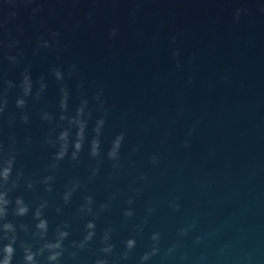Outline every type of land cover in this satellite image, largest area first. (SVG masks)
Listing matches in <instances>:
<instances>
[{
  "label": "water",
  "instance_id": "1",
  "mask_svg": "<svg viewBox=\"0 0 264 264\" xmlns=\"http://www.w3.org/2000/svg\"><path fill=\"white\" fill-rule=\"evenodd\" d=\"M45 40L52 46L44 48ZM25 70L32 81L27 97L20 87ZM9 80L16 87L7 90L0 115V172L10 157L15 161L8 182L0 178L12 201L0 220V247L16 236L13 264H26L22 244L36 252L59 231L69 233L64 254L49 261L45 249L36 264H95L105 258L99 249L109 228V264H140L154 232L160 251L144 264H264V0H63L5 14L0 93ZM101 89L107 115L94 159L93 129L104 115L94 97ZM17 98L26 100L23 109ZM84 99L85 139L73 159L79 129L70 120ZM62 131L69 133L67 153L57 160ZM120 132V167L113 169L106 153ZM17 197L28 206L24 216L15 215ZM102 204L109 206L100 212ZM37 210L48 224L43 239ZM8 222L15 233L3 231ZM89 231L95 235L80 249ZM128 239L136 246L125 260Z\"/></svg>",
  "mask_w": 264,
  "mask_h": 264
},
{
  "label": "clouds",
  "instance_id": "2",
  "mask_svg": "<svg viewBox=\"0 0 264 264\" xmlns=\"http://www.w3.org/2000/svg\"><path fill=\"white\" fill-rule=\"evenodd\" d=\"M34 11H38V9H35ZM240 12H241L240 9H238L236 12V18L237 19H239ZM51 35L53 38H55L59 35V33L53 32V33H51ZM110 35L113 37L116 35V29L115 28H113L111 30ZM52 43H58V41L54 40ZM39 46H40V44L38 43V47ZM51 46H52V44L49 41H47V40L43 41V47L44 48H49ZM9 47H11V46H9ZM173 55H177V53L174 52ZM7 58L11 59L13 61L15 60V57H13V56H8ZM75 69H76V65L73 64V65L69 66V76L72 75V73L75 71ZM52 72H53L56 80L62 81L64 79V76L62 75V70L60 68L54 67L52 69ZM6 85H7L6 89L3 91V93H0V115H3L5 113L7 107H8L7 90L11 89L13 87H16V85L10 80L6 81ZM20 87L22 88V92H23L24 97H27L31 94L32 81H31V77L27 74V70H25V73L23 74ZM43 88H44V85L41 84V90ZM60 92H61L60 107L63 110V109L67 108V100H68V88H67L66 84H63L61 86ZM39 95H40V93L37 92V98H39ZM94 99L98 102L101 111L104 112V115L95 121V127L93 129L95 136L91 140L90 156L95 159L97 157H100V155H101L100 137L103 134L102 129H104V126L106 123L105 116L107 115V111H106V109H104V100L102 99V89L96 93ZM15 105L17 108L23 109L26 106V100L23 98H17L15 100ZM87 105H88V100L84 99L81 103V106L78 107L76 110V116L74 118H72V120H70V123H75L79 129L77 134H76L77 140H76L75 145H74L76 151L73 152V154H72L73 159H75L77 156V153H79L81 151L83 141L85 139L84 133H85V127H86L87 121L82 119V117L84 116V108ZM89 118H91V112H89ZM45 119H50V117H48L47 114H45ZM60 119L64 120V119H66V117L64 115H61ZM21 121L23 123H27L28 122L27 115L22 116ZM11 123L12 122H10V124ZM68 135H69L68 131H62L59 134L58 139L62 143L60 146V150L56 154V157H55L57 160H62L67 153ZM125 135H126L125 132H120L117 135H115L111 141V147L109 148V150L106 153L107 159L112 162V168L113 169H118L120 167V164H119V161L121 159L120 150L122 147V143L125 139ZM185 146H187V143H185ZM14 161H15V157L14 156L10 157L5 162L6 166L3 167L2 172H0V178H2L5 183L8 182L9 177L11 176ZM151 163L154 165L158 163V160L155 156L152 158ZM93 174H94V176L99 174V167L93 169ZM143 178L144 177H141V179H143ZM47 179H51V177H48ZM89 179L91 180V179H93V177H90ZM45 182H47V181H45ZM15 186L16 185L13 184V187H15ZM28 186L31 187L32 185L29 184ZM69 195H70V193L65 194V197H64L65 202H67ZM7 196H8V191H0V220H4L7 217V207L9 204L12 203V201L10 199L6 198ZM86 201H87V205H88L87 212L91 213L92 212L91 204L93 202L92 197L91 196L86 197ZM128 203L131 204L132 201L129 200ZM15 204L17 205V208L15 210V215L24 216L28 213V211H29L28 206L24 204V201L22 198L17 197L15 199ZM108 206H109L108 204L100 205L99 211L103 212L104 210L107 209ZM170 206L176 210L179 209L178 204H171ZM41 207H43V205H41ZM81 211H84V208H81ZM152 211H154V210L149 209L150 213ZM35 216L39 220V223L36 225V227L40 231H39V233H37V235H39L41 237V239H43L44 234L47 232V229H48L47 221L43 220V219H39L40 218V211L39 210H37V212L35 213ZM124 216L125 217H132L133 212L130 209H126L124 211ZM146 222H147V220H145V223ZM94 227H95V224L93 222L89 221L87 224V228L93 229ZM139 227L140 226H137V228H139ZM2 228H3V231L5 233H8V232L15 233V228H14L13 224L10 222L4 223L2 225ZM111 232H112V230L110 228L105 230V232L102 236V241H101L103 244V247H101L99 249V251L104 254L105 258L96 259L95 264H109V261L106 257L109 254L113 253V250L115 247V245H113L112 243H109V240L111 239ZM180 234L186 235L187 232L185 229H181ZM68 235H69V233L67 231H59L55 242L44 243L43 247L38 249L36 252H33L29 245H23L22 244L21 248L23 249V261L26 262V264H36V256L43 253V251L45 249L52 252V254L49 255L47 257V259L49 261H57L58 258H60L64 254L65 249H64L63 241L65 238L68 237ZM94 235H95L94 232L89 231L84 236L83 240L79 243L78 247L80 249H84L85 246L90 241H92ZM160 239H161V235L159 232H154L151 235V240L153 242L151 250L149 252H146L143 256L140 257V264H144V262L150 260L153 256H155L159 253V251H160V248H159ZM15 244H16V236L13 235L10 242L5 243L2 245V247H0V264H13V260H14L15 254H16V248L14 247ZM73 246H76V242H73ZM135 246H136V240L135 239H128L125 242V249L121 255V259L126 260L129 256L130 252L135 248ZM171 251H172V249H169V252H171ZM72 255L75 257L76 253H72Z\"/></svg>",
  "mask_w": 264,
  "mask_h": 264
}]
</instances>
